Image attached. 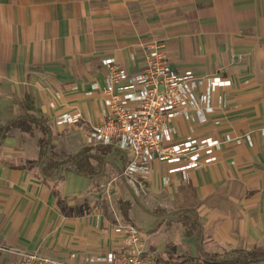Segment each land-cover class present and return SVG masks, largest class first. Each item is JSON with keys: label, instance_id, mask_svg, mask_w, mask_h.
I'll list each match as a JSON object with an SVG mask.
<instances>
[{"label": "crops", "instance_id": "crops-1", "mask_svg": "<svg viewBox=\"0 0 264 264\" xmlns=\"http://www.w3.org/2000/svg\"><path fill=\"white\" fill-rule=\"evenodd\" d=\"M152 40L175 71L194 73L198 94L208 76L231 85L213 94L206 121L190 111L170 123L176 142L221 139L217 161L182 173L157 159L135 188L122 176L129 154L92 131L104 118L102 59L136 73ZM22 114L47 120L60 159L88 149L99 174L62 166L58 182L45 179L46 134L12 128L0 145V264L20 251L101 264L124 248L120 221L141 231L152 264L264 244V0H0V128ZM191 210L200 228L188 236L178 213Z\"/></svg>", "mask_w": 264, "mask_h": 264}, {"label": "built area", "instance_id": "built-area-1", "mask_svg": "<svg viewBox=\"0 0 264 264\" xmlns=\"http://www.w3.org/2000/svg\"><path fill=\"white\" fill-rule=\"evenodd\" d=\"M144 67L136 73L122 68L115 57L102 59L106 83L102 90L104 118L94 125L92 135L99 143L116 145L129 154L122 176L132 187H142L154 160L173 165L172 172L186 173L217 161L222 140L211 135L173 140L171 121L179 114L194 111L200 122L214 110L212 96L231 81L219 75L205 77L206 89L198 94V78L192 71H175L167 57L165 44L150 41L145 50ZM95 88H99L96 83ZM222 100V98H220ZM80 115H62L63 123H75ZM123 234L124 248L109 252L101 264H152L143 247V234L133 224L120 221L115 226ZM14 264H83L76 255L59 258L41 252H18Z\"/></svg>", "mask_w": 264, "mask_h": 264}, {"label": "trees", "instance_id": "trees-1", "mask_svg": "<svg viewBox=\"0 0 264 264\" xmlns=\"http://www.w3.org/2000/svg\"><path fill=\"white\" fill-rule=\"evenodd\" d=\"M33 124L40 126L44 134H46V136L40 139L41 156L37 161L41 165V172L45 179H54L55 183L58 182L62 166L74 167L78 173L87 176L99 174L93 170L88 149H85L77 156L69 157L65 160L60 159L51 152L52 131L45 118L35 117L30 114H22L12 119L9 123L0 128V145L3 143L6 134L12 128H19L24 131L32 132ZM54 193L59 196L57 189H55ZM194 212L195 210L181 211L178 213L179 215H184L182 224L188 236L192 235L195 229L198 230L200 228L197 216ZM152 213L162 215L160 211H153ZM199 259L206 264H260L264 262V244L248 249H233L225 254H209L200 248ZM175 264H185V261H178Z\"/></svg>", "mask_w": 264, "mask_h": 264}]
</instances>
